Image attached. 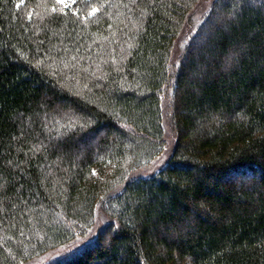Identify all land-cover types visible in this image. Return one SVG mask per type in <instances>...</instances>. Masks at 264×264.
Segmentation results:
<instances>
[{
	"label": "trees",
	"instance_id": "1",
	"mask_svg": "<svg viewBox=\"0 0 264 264\" xmlns=\"http://www.w3.org/2000/svg\"><path fill=\"white\" fill-rule=\"evenodd\" d=\"M199 4L0 0V264H264V0Z\"/></svg>",
	"mask_w": 264,
	"mask_h": 264
},
{
	"label": "rangeland",
	"instance_id": "2",
	"mask_svg": "<svg viewBox=\"0 0 264 264\" xmlns=\"http://www.w3.org/2000/svg\"><path fill=\"white\" fill-rule=\"evenodd\" d=\"M71 1L72 0H64V3L65 4H69ZM211 2H213V0H200V4H199V8H198L199 11L208 9V7H209ZM186 39H187L186 35L182 34L177 39V41L175 43L174 55H173L174 66L177 63L179 51L182 48V46L184 45ZM164 108H165V111H166V107L165 106H164ZM165 124H166L165 127H167L166 128V130H167V144H166V148H165L164 152L152 162V164L148 168V172H154L160 166H162L167 161V159L169 158V156H170V154L172 152L175 140H174L173 135L168 130V122L166 121ZM97 218H98V220L102 221V217H100V215H98ZM97 228H98V226L93 229V233H92L91 237L96 234V231L98 230ZM86 238L89 239L90 236L89 237H81L78 240H76L70 247H66V248L59 249V250H53V251H51L49 253H46L44 256H42L40 258L37 257V259L31 260L30 262L25 263V264H44L45 262H49V261L51 262V261H53L55 259L64 257V255H67L73 249H75L77 247H80L83 243H85Z\"/></svg>",
	"mask_w": 264,
	"mask_h": 264
},
{
	"label": "snow or ice",
	"instance_id": "3",
	"mask_svg": "<svg viewBox=\"0 0 264 264\" xmlns=\"http://www.w3.org/2000/svg\"><path fill=\"white\" fill-rule=\"evenodd\" d=\"M61 3H64V0H60Z\"/></svg>",
	"mask_w": 264,
	"mask_h": 264
}]
</instances>
